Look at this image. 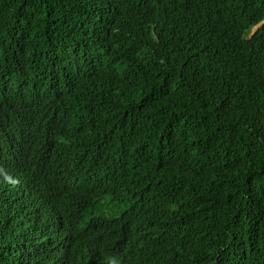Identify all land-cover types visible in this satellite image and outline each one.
Instances as JSON below:
<instances>
[{"label": "trees", "instance_id": "trees-1", "mask_svg": "<svg viewBox=\"0 0 264 264\" xmlns=\"http://www.w3.org/2000/svg\"><path fill=\"white\" fill-rule=\"evenodd\" d=\"M264 0H0V264H264Z\"/></svg>", "mask_w": 264, "mask_h": 264}, {"label": "rangeland", "instance_id": "rangeland-1", "mask_svg": "<svg viewBox=\"0 0 264 264\" xmlns=\"http://www.w3.org/2000/svg\"><path fill=\"white\" fill-rule=\"evenodd\" d=\"M257 28H258V26L254 27V29L252 30L251 34H253L257 30Z\"/></svg>", "mask_w": 264, "mask_h": 264}, {"label": "water", "instance_id": "water-1", "mask_svg": "<svg viewBox=\"0 0 264 264\" xmlns=\"http://www.w3.org/2000/svg\"><path fill=\"white\" fill-rule=\"evenodd\" d=\"M263 23H264V22H262V23L258 26V28H259ZM258 28H257V29H258ZM255 32H256V31H255ZM255 32H254V33H255ZM254 33H253V34H254Z\"/></svg>", "mask_w": 264, "mask_h": 264}]
</instances>
